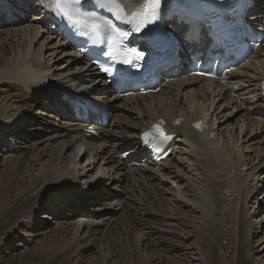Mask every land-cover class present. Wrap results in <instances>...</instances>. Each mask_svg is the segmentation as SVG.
<instances>
[{
  "label": "bare ground",
  "instance_id": "1",
  "mask_svg": "<svg viewBox=\"0 0 264 264\" xmlns=\"http://www.w3.org/2000/svg\"><path fill=\"white\" fill-rule=\"evenodd\" d=\"M120 2L130 13L143 0ZM48 3L0 0V243L9 238L0 264H10L7 256L18 247L32 264L66 253L61 264H82L92 251L93 263L122 264L109 242L121 222L154 264H172L171 253L191 261L212 254L225 264L231 252L234 263L264 264V254L257 256L264 238L255 241L257 250L251 247L262 219L250 220L264 213L256 184L264 180V148H251L264 142V44L221 79H206L186 70L185 54L206 37L205 30L198 37L190 33L195 41L184 43L168 72L176 73L173 80L155 93L119 94L103 89V76L73 51ZM263 7L264 0H255L246 15L255 32H264ZM176 20L167 26L183 40L188 24L180 27ZM89 101L105 104L111 120L104 122ZM158 119L175 135L161 159L145 135ZM195 121L204 122L213 138L200 135ZM18 140L23 148L15 150ZM120 183L119 194L114 190ZM140 191L164 211L144 207L142 196H135ZM50 218L64 222L48 235ZM23 230L27 235L18 240ZM225 230L237 249L229 245L221 252ZM196 237L205 250L184 243Z\"/></svg>",
  "mask_w": 264,
  "mask_h": 264
},
{
  "label": "rangeland",
  "instance_id": "2",
  "mask_svg": "<svg viewBox=\"0 0 264 264\" xmlns=\"http://www.w3.org/2000/svg\"><path fill=\"white\" fill-rule=\"evenodd\" d=\"M31 14H32V12L30 11L29 12V16H31ZM29 18V17H28ZM31 18V17H30ZM48 53H49V51H47L45 54V56H47L48 55ZM50 54V53H49ZM59 56H57L56 58H58ZM66 59H63L62 58V62H60V64L62 63H64V61H65ZM159 90V89H158ZM183 93H185V92H183ZM245 108V106L243 105L242 106V109H244ZM212 111H213V108L211 109ZM243 112H240L237 116H240L241 114H242ZM111 120V119H110ZM236 123H237V125H236ZM233 124H235V126H238L239 124H240V121H237V122H233ZM222 127H224L225 126V124L224 125H221ZM21 130V129H20ZM36 133V132H35ZM25 134H27V133H25ZM36 140L37 138H32V140ZM259 140V139H258ZM258 140L256 139V141H254V142H256V143H258ZM22 142H24V141H22ZM21 143V140H18V142H16V144H14V147H15V150L16 149H21V148H23V144H20ZM260 145L258 146L257 144H255L254 146H252L251 148L254 150L255 148H257L258 147V149H260V148H264V142L263 143H259ZM3 149H4V147H3V144L0 146V155H2V156H0V157H4L3 155H4V153H3ZM2 151V152H1ZM26 152H28V155H30L31 154V152H32V149L31 148H29V149H25V150H23V153L25 154V156H26ZM251 155L253 156L254 155V153H251ZM253 158V157H252ZM253 160V159H252ZM251 160V161H252ZM253 163H256V162H254L253 161ZM127 168H128V166H127ZM245 170L246 171H248V169H246L245 168ZM262 172V171H261ZM260 172V173H261ZM259 174V173H258ZM127 176L126 175H124L123 176V180H124V183L122 184V189H126V182H127V179L125 180V178H126ZM191 179V178H190ZM260 179V180H259ZM258 180H257V182H256V184L258 185V188H257V190H259V191H257V193L259 192V193H261L262 195H260V198H262L263 196H264V180H263V178L262 177H260ZM262 179V180H261ZM0 181L1 182H3L2 184H4L5 183V179H0ZM191 181L195 184V182H196V178H192L191 179ZM259 181H260V183H259ZM1 183H0V192H2V187H1V185H2ZM125 184V185H124ZM121 183L120 184H118L117 186V188H116V190H114V192H118L119 194H120V189H121ZM130 186V185H129ZM135 187H137V185H135ZM79 188H81V187H79ZM109 189V188H108ZM121 189V190H122ZM118 190V191H117ZM135 194V193H134ZM142 192L140 191V193L139 194H135V196H139V197H141L142 196ZM145 197V198H144ZM150 196L148 195H143L142 197H141V201L143 202V203H145V204H143V206L144 207H146V208H148V209H150V210H156V211H164V208H163V204H161V202L159 201V200H155V199H153L152 197H150ZM144 198V199H143ZM144 200V201H143ZM263 201H264V199H263ZM147 205V206H146ZM164 207H165V205H164ZM152 208V209H151ZM65 216V215H64ZM257 216V217H256ZM252 218V219H251ZM75 219H77V218H75ZM260 219H262L261 220V223H260V226H259V231H258V234H256L255 236H254V238H253V240H252V243H251V247H252V250H253V252L255 251V249H256V247H258L257 246V243L255 244V241H258L259 239H261V238H264V237H262V236H264V213L262 214V215H258V214H255V215H253L252 217H250V220L252 221H256V222H258V221H260ZM55 219H51L50 218V220H49V222H50V225H48L47 227H46V232H47V234L49 235V234H51V233H53L54 232V228L60 223V222H64V220L63 219H56L55 221H54ZM42 222H43V220H42ZM53 222H57L56 224L55 223H53ZM52 223V224H51ZM40 227H45V225L44 226H40ZM226 227H227V225H226ZM26 234V232L23 230V231H21L19 234H18V240H19V238H21V235H25ZM222 234H228V235H230V236H228V235H225V236H223V237H226L225 239L224 238H222L223 240H221L222 241V243L220 244L221 245V252H223L226 248H228V246L229 245H231L232 246V248L234 249V248H236L235 246H234V244H233V239H230L231 237H232V234H231V232H230V230L229 231H227V233H226V230H225V232H223ZM27 235V234H26ZM12 236H14V235H12ZM233 238V237H232ZM138 238H137V235L136 234H134V233H132V232H130L129 231V229L124 225V223L123 222H121V224L120 223H118L117 225H116V227H115V230H112L111 231V234H110V236H109V242H110V247H111V250L113 251V252H115V253H117L118 254V257L120 258V260L122 261V264H154V261L153 260H149V258H150V255H148V256H146V255H144L143 254V251H142V247L138 244V240H137ZM8 241H9V238L8 239H5V240H3L1 243H0V250H1V252L2 253H4L5 254V250H6V248H5V246L7 245V243H8ZM184 241V240H183ZM210 242V241H209ZM184 243H186L187 245H195L196 246V248H198L199 249V251H202V250H205L204 249V245H203V247L202 246H200V239H199V237H196V238H194V239H189V240H185L184 241ZM215 243H216V240H215ZM185 244V245H186ZM214 246V245H213ZM202 247V248H201ZM211 247V246H210ZM255 247V248H254ZM201 248V249H200ZM74 249L75 248H73L72 250H70V251H72V252H70L69 251V253H73V251H74ZM155 249V248H154ZM211 249H214L213 250V252H216V250H215V248H213V247H211ZM237 249V248H236ZM257 250V249H256ZM194 250H192L191 252H193ZM11 254H9L7 257H8V261L10 262V264H32V261H30L29 260V258H26V259H24V256H23V249H21V248H12L11 249ZM231 252V251H230ZM67 254V255H66ZM64 256H62V255H58L56 258H55V261H53L52 263L51 262H49L48 264H61V261H67L68 259H69V254L68 253H66ZM179 254V255H178ZM264 254V249L262 248L261 249V252H260V254H256L258 257H260V256H262ZM183 254L181 253H171L170 254V256L168 257V259H170V260H168L170 263H172V264H178V263H181V262H185L184 264H222V260H220L219 259V257L218 256H216V257H214V256H212V254H210L209 256H207L208 254H205L206 256H202V258L201 257H199V256H197L196 257V259L197 260H195V261H191V260H187L186 259V257H184V256H182ZM94 256H96L95 254H94V251H92V252H90L89 254H88V257L86 256L85 258H83L82 259V264H100V262L99 263H93L92 261H93V258H94ZM146 256V257H145ZM212 256V257H211ZM235 257H237V255H233L232 254V252L231 253H229L226 257H223L224 258V262H225V264H245V263H243V262H241L240 260H238L237 262H235L234 263V261H235ZM164 258V257H163ZM180 259H182L181 261H180ZM199 259H201V260H199ZM92 260V261H91ZM175 262H174V261ZM177 260H178V262H177ZM151 261V262H150ZM163 261V260H162ZM166 261H167V259H166ZM12 262V263H11ZM168 262V263H169ZM247 264V263H246Z\"/></svg>",
  "mask_w": 264,
  "mask_h": 264
},
{
  "label": "snow or ice",
  "instance_id": "3",
  "mask_svg": "<svg viewBox=\"0 0 264 264\" xmlns=\"http://www.w3.org/2000/svg\"><path fill=\"white\" fill-rule=\"evenodd\" d=\"M95 5L111 12L117 19L132 24L135 31H140L146 24L152 23L157 18L161 0H143V3L130 13L126 11L120 0H95ZM45 6L66 19L69 24L87 27L97 35L102 25L114 31L113 26L106 19L93 12L81 11V0H49ZM158 131L160 135H163L162 130L158 129Z\"/></svg>",
  "mask_w": 264,
  "mask_h": 264
}]
</instances>
